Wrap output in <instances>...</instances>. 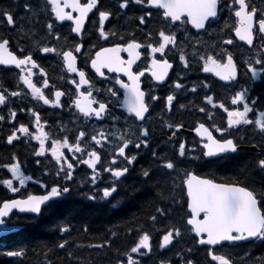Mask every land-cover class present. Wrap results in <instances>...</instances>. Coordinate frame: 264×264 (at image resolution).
Listing matches in <instances>:
<instances>
[{"label": "snow or ice", "instance_id": "obj_1", "mask_svg": "<svg viewBox=\"0 0 264 264\" xmlns=\"http://www.w3.org/2000/svg\"><path fill=\"white\" fill-rule=\"evenodd\" d=\"M118 7L113 10L110 6L105 8L102 0H43L42 4H32L25 2L22 7L29 25L31 17H39L41 13L48 17L44 24L45 32L41 39L33 40L35 32L25 28L23 24L17 25V17L9 9L0 10V23L6 24L9 31H18L20 39L27 37L33 40V49L39 54H55L62 58L63 70L68 74H75L76 78H68L67 82L74 85V92H69V101L67 107L74 109L75 113L82 116L85 121L103 120L111 116L114 121L119 117L113 115L109 110V104H115L122 108L126 113L125 123L131 124L123 131H112L100 128L94 130L90 135L85 130H79L78 133L70 138L69 135L52 136L50 132L45 131L47 121L41 120V113L33 107L27 108V113L34 120L30 125L25 123H12L17 118V111L9 106L10 97H21L30 95L36 102H42L53 108H63L65 102L61 100L66 95L65 91L56 89L51 95H46L43 89L49 87V80L43 67L34 58L33 50H26L19 47L13 50L11 37L0 36V66H13L18 69V85L22 84L28 91H11L7 88L0 91V106L7 109L8 116L0 115V122L11 124L4 134L5 143L13 145L14 142L31 143L36 141L38 147H33L32 155L36 157H51L54 171L47 168L41 172V177L55 176L57 179L49 183L46 179L37 177L35 173L28 174L25 171L26 164L22 165L15 153L5 156L0 153V169L6 170L3 177H0V186L6 188L11 193H17L20 188H24L28 182L38 184L43 189V194L34 195L28 193L23 198H7L0 201V232L9 233L14 230L13 227H7L5 218L15 212L25 214L23 219L28 222H36L46 215L57 205L64 203L72 194V187L69 181L73 179V170L79 165H86L91 169L90 183L96 185L101 173L111 174V184L104 186L100 191L101 197L85 194L90 201L97 199L105 200L110 205V209H118L119 201L113 203L108 198L116 191V183L121 177L129 173V166L137 162L141 152L148 153L151 160L146 167L141 168L140 175L143 178L141 185L155 190L148 191L145 195L152 196L153 200L165 201L171 199L173 204L180 203L185 208L182 217V227L173 225L163 230L158 247L161 250L169 249L174 246V241L182 237L186 232L194 242L196 250H203L206 254V264H235L231 258L233 249L246 245L254 244L259 241L264 244V183L260 190L249 186L240 178L234 179L229 183L216 182L212 178L198 174L197 169L213 168L225 161H231L242 150V147L248 144L244 135H233V130L237 133L241 129L245 132L249 129L261 137L259 144L250 145L253 149H259V155L253 162V170L258 172L261 180L264 181V10L250 5L247 0H117ZM226 8L229 12V19L234 17V22L230 26L228 20H225L224 26L219 27L221 19L220 13ZM159 16L160 26L155 30H148L147 25L151 22L153 11ZM95 10V11H94ZM135 10L140 14L133 19L138 20V26L145 31L142 41L130 38L123 43H115L111 47H100L94 56L90 57V67L97 76L104 77V70L108 73H116L113 78L114 85L106 89L110 97L115 100L107 102L97 99L93 95L94 89L92 81L88 78L86 71L77 66V55L81 53L84 44L76 42L75 37H80L83 41L86 29V21L89 20V14L93 17L98 15V21L92 19L91 23L99 39L108 40L110 36L115 37L117 33L112 30H106V22L111 23L110 18L119 14L127 15L128 11ZM65 22H70L69 35L63 37L65 44L57 48L49 43H41L45 37H52L55 41L61 40V33L56 31V25L63 26ZM98 25V26H97ZM216 25L219 32L229 29L234 32V37L222 39L223 45H232L234 39L244 42L249 48H259L255 56L245 61L247 66L248 86L235 91L230 97L231 105L237 106L229 108L223 101L216 100L214 95L209 94L212 90L211 84L202 82L201 87L207 90L203 100L211 109H222L227 114V127H218L212 125L215 131L220 133L217 137L203 122L196 123L194 132L199 139V148L195 145L187 147L186 142L177 138V133L184 127L182 123L168 122L161 117L162 127L171 131L166 144L172 146V150L160 152L151 142L152 132L145 126L146 114L150 113L151 102L157 101L159 97L153 94V89L164 86L169 82V72L174 65L170 62L168 54L176 51L179 64L183 70H190L188 45H191L192 61L198 64L200 71L210 73L220 81L232 82L237 79V65L233 53L227 48L221 47L219 51L205 48L201 42L199 34L201 32L212 34L216 31L213 26ZM195 29L189 39L190 29ZM178 32L184 33V39L178 43ZM70 34H75L71 38L74 47L67 46L70 40ZM123 40V37H120ZM259 39L260 45L254 44ZM195 41L194 43L192 41ZM19 43V41H17ZM184 44V47H180ZM199 46V47H198ZM95 47V45H92ZM201 48H204L201 51ZM144 49V52L141 51ZM126 53L127 59L121 54ZM142 55H146V67L134 69L137 61L141 60ZM254 65H259L257 68ZM38 69V75L44 77L42 86H37L33 77L37 75L34 70ZM148 73L155 85H150L149 90L145 91L141 87V77ZM246 73V75H247ZM120 74L127 77L124 81ZM178 79L171 81L170 86L173 91L166 95L164 108L171 113L174 107V101L177 100L176 92L184 89L185 91L197 92L194 84L192 88L186 89L183 83L184 77L179 73ZM63 79V77H61ZM259 81L258 84L255 82ZM255 84L259 103L257 99L249 95L253 91L252 85ZM119 85V88H115ZM123 90L122 98L120 90ZM180 108L185 105L180 104ZM24 112V108L18 109ZM201 113L207 111L209 118L212 112L206 107L197 109ZM250 114H252L250 116ZM139 122V123H136ZM135 125V127H132ZM61 133L65 129L59 130ZM50 141V146L47 142ZM114 145V147H111ZM178 145V146H177ZM101 149H105L107 155L102 162ZM67 150V154L65 152ZM127 150V151H126ZM70 154V155H68ZM122 158L121 163L118 161ZM110 159V163L108 162ZM37 165L43 162L39 159L35 161ZM123 164V166H121ZM100 165L98 168L97 166ZM195 166V168L191 166ZM10 174V176L8 175ZM65 183H60V177ZM167 177L166 183L170 181V192L173 195H165L162 187H159L160 180H154L155 176ZM180 181L177 185V181ZM19 185V188L17 187ZM177 187L181 188L182 196L180 200L175 198L174 192ZM139 189H133V195ZM155 213L149 215L148 219L155 222L160 218H166L170 214V208L163 205L155 208ZM158 214V215H157ZM61 233L68 232L67 227H59ZM87 232V227L84 228ZM110 236L100 243H89L88 248L97 250L111 249L113 237L116 232L108 230ZM152 237L149 232L141 230L136 242L130 248L121 253L116 250L115 264H144L142 258L151 257L153 245ZM68 244L63 240L56 245L59 249H64ZM83 245H77L82 247ZM187 254L177 251L176 260L170 258H160L158 264H198L193 253V247L187 248ZM135 254V257L134 255ZM9 257H18L23 255L22 251H8ZM247 255V253H245ZM70 259L74 258L72 252L68 253ZM51 264V262H49ZM88 264H96L90 261ZM253 264H264V257L258 258Z\"/></svg>", "mask_w": 264, "mask_h": 264}, {"label": "flooded vegetation", "instance_id": "obj_2", "mask_svg": "<svg viewBox=\"0 0 264 264\" xmlns=\"http://www.w3.org/2000/svg\"><path fill=\"white\" fill-rule=\"evenodd\" d=\"M222 4L225 2V0H221ZM247 2L257 7L258 12L259 10H264V0H247ZM102 3L105 8L111 7L113 10H115L117 5V0H102ZM95 11V10H94ZM153 11V17L151 22L147 25L148 30H155L159 28L160 26V20L159 16L156 14V10ZM140 13L132 10L128 11L127 15L119 14L116 16H113L110 18L111 23L106 22V30H112L117 33L115 37L110 36L108 40H101L98 37V34L95 33L94 27L91 23L92 19H96L98 21V15L93 17V14H89V20L86 21V29L87 31L84 33L83 41H81L80 37H75V34H70V40L69 44L67 46L74 47V44L71 43V38L75 37L76 42H82L84 44V47L82 48V52L77 54V66L79 68H82L86 71V74L88 75V78L92 81L94 85V89H99V91H93V95L100 100H103L105 102L109 100H115V98L110 97V94L107 93L106 89L109 87H113L114 85V77L117 75L116 73H108L105 69V76L108 77L105 79L104 77L97 76L95 72L90 67V57L94 56L95 52L99 50L100 47H111L115 43H123L126 42L130 38H135L137 40L142 41L145 36V31H142L141 29L143 26H138V20L133 19L134 16H138ZM221 19L219 21V27L224 26L225 20H228L229 25L231 26L234 22V17H231L229 19V12L226 8L222 10L220 13ZM36 18V16H34ZM40 22V26L44 27V24L46 20L48 19L47 16H45L43 13L40 14L38 17ZM70 22H65L63 26L56 25V31L61 33V40L59 42L55 41L52 37H45L43 40H41V43H49V45H55L57 48H60L61 45L65 44V41L63 37L65 35H69V27L68 25ZM98 26V25H97ZM190 29L189 32V39H191L192 34L196 33L195 29H191L190 26H188ZM214 29H217V26H213ZM44 35V33H41L40 36L33 38V40L41 39V37ZM178 43L179 41L184 39V33L178 32ZM229 36L234 37V32L230 31L229 29H225L224 32H219L217 29L216 31H212V34L209 35L208 33L201 32L199 34L201 42L204 44L205 48L208 50H213L212 46L213 44H216L218 41H222L223 38H228ZM120 37H123L124 39L121 40ZM33 40L29 39H20V42H25L28 44L27 49L33 50ZM195 42L194 40L192 41ZM213 43V44H212ZM240 43V42H239ZM260 40H255L254 44L259 46ZM242 43L238 44L241 45ZM92 45H95V47H92ZM243 45V44H242ZM180 47H184V44H180ZM199 47V46H198ZM204 48H201V51H203ZM142 52H144V49H141ZM230 51V50H229ZM187 52L189 53V60L190 65L196 64L192 61L191 58V45H188ZM125 59H127V54L122 53L121 54ZM34 58L37 59V62L40 64L41 67L44 68L47 79L49 80V87L46 89H43L46 95H51V92H53L56 89L65 91L66 95L61 98L63 102H65V106L63 108H53L47 105H43L42 102H36L31 99L30 95H23L21 97H10L9 98V106L17 111V118L16 120L12 121V123H25L30 125V130L35 131L34 128H31V122L34 120V117H31L30 114L27 113V108L33 107L35 110L40 111L41 113V120L47 121V124H45V131L50 132L52 136L57 135H69L70 138L74 137L79 130H85L89 135L94 130H99L101 127L105 130H112V131H123L125 128L129 127V125L132 123L129 119L128 124L125 123V117H127V113L120 108L119 106H116L115 104H109V110L110 112L119 117L118 120L114 121L111 116L105 117L103 120H91V121H85L82 116H79L75 113L74 109H69L67 107V102L69 101V92H74V85H71L67 82L68 78H76L78 80V77H75V74H68L66 71L63 70L62 67V58L56 56L55 54H43L39 53L37 54L34 51ZM168 58L170 62L173 63L174 67L172 70V73L169 78V82L164 86H159L153 89V94L157 95L159 99L157 101L151 102V108H150V114L148 118L146 119L145 126L148 127L151 132V142L156 147L157 151L163 152V150L168 151L169 153L172 150V146L170 144H166L165 142L168 140V136L171 135V131L166 128L162 127L161 123V117H163L164 120L168 122H173L174 120L181 119L183 121L186 120L185 117L182 116L183 113L185 115L190 114V119L188 124L196 125L198 122H203L205 125L208 126L213 132L214 128L211 127L214 123L220 124L222 127H227V114L222 109H211L212 116L211 118L208 117L207 111L205 113L199 112L197 109L199 107H206L207 110H209L208 105L205 104L204 101L198 100V98H190L189 96H181L178 92H176L177 100L174 101V107L171 113H168L167 110L164 108L165 105V97L171 88L170 82L178 79L176 75L178 72L183 71L182 66L179 64L178 61V55L176 54V51L168 54ZM144 68L146 67V55H142L141 60L137 61V65H134V69L137 68ZM19 72L18 69L15 68H8V67H2L0 68V91H3L4 88H7L9 92L11 91H22L23 93H27V89L24 88L22 84L18 85V79H17V73ZM34 72H37V75L33 77L34 82L37 83V86H42V81L44 77H40L38 75V69L34 70ZM175 73L174 77L172 76ZM185 75L186 72H183ZM121 78L124 81H127V77L123 76V74H120ZM63 77V79H61ZM141 87L148 91L150 85H155V81L151 80L150 75L146 72L143 77H141ZM259 81L256 82L258 84ZM226 85L222 86L221 88L217 89L213 95L215 99H218L219 101H223L225 103L226 107L235 108L237 106L231 105L230 103V97L234 94L235 91L240 90L244 86H248V81H243L241 76L237 74V79L232 82H226ZM115 88H119V85H115ZM253 91L249 93L252 98L257 99V102L259 103V98L257 95L258 89H256L255 84L252 85ZM169 89V90H167ZM123 90H120V96L122 98ZM180 104H187L184 108H180ZM24 108V112H20L18 109ZM0 115H4L5 117L8 116L7 109L3 108L1 106L0 109ZM173 115V116H172ZM177 115V116H174ZM252 114H250L251 116ZM139 123V122H136ZM11 127V124H7L5 122H0V153H3L5 156H10L12 153H15L17 157L19 158L22 165L26 164L25 171L28 174L35 173L37 177H41V172L44 170V168H47L49 171H54L53 169V163L51 161L50 155H48L47 159L44 157H36L32 155L33 147H38V144L36 141H31V143H24L23 138L21 142H14L13 145H7L5 143L4 134L7 132L8 128ZM132 127H135V125H132ZM63 128L65 129V132L61 133L59 130ZM193 128H182L177 133V138L180 141H189L193 139V136H191V130ZM244 135L246 139L248 140V144L244 145L242 147V150L239 152V154L235 157V159L231 161H225L220 163V165H225L232 163L236 159H253V161L256 159V157L260 154L259 149H253L250 147L251 144L256 143L259 144L261 142V137L253 133L250 129L249 131L245 132L243 129L237 133L235 130H233V135ZM50 141L47 142V146H50ZM187 145V143H186ZM178 146V145H177ZM114 147V145L110 146ZM162 148V149H161ZM198 149V148H197ZM101 159L102 162L105 160V157L107 155V152L105 149H101ZM127 151V150H126ZM67 154V150H65ZM70 155V154H68ZM39 159L43 163L40 165H37L35 161ZM151 160V156L148 153L141 152V154L137 158V162H135L133 165L129 166V173H127L124 177L120 178V180L116 183V191L119 190V187L123 181L126 180V178L129 177L131 173L134 172V169L139 166V164L143 163V167L147 166L148 162ZM122 158L118 161V163H121ZM5 161L0 160V163H3ZM110 163V159L108 161ZM123 166V164H121ZM98 168L100 165L97 166ZM6 170L0 169V177L4 176V173ZM255 182H245L248 183L249 186L255 187L257 191L260 190V186L264 181L261 180V176L258 172L255 171ZM10 176V174H8ZM63 174H61L60 183H65L62 179ZM42 179H46L49 183L53 182L57 178L55 176H47V177H41ZM91 178V170L87 169L86 165H79L74 168L73 170V179L72 181H69V183L73 189L80 188L81 192L85 191L84 185L86 184L87 180ZM112 181L111 174L110 173H101L100 178L97 180L96 187L102 189L106 185H110ZM226 180L225 182H227ZM232 182V181H229ZM227 182V183H229ZM19 188V185H17ZM44 190L39 188L38 184H34L32 182H28L27 185L24 188H20V190L17 193H11L6 188L0 186V201L7 198H23L28 193L34 194V195H40L43 194ZM185 208L183 210V213L179 215V221L180 224H178L179 227H182L183 230V221L182 217L184 215ZM20 215V214H19ZM17 215L18 218H21L22 216ZM13 217V216H12ZM11 218V217H10ZM9 218V219H10ZM12 219V218H11ZM10 219V221H11ZM9 222V220H8ZM160 240V239H159ZM153 245V250L151 253V257H144L142 258L144 261V264H158L160 258H170L172 260H176L177 257L175 256V253L177 251H182L183 254H187V248L193 247V253L191 254L194 256L198 264H206V254L203 250H196L194 247V242L191 239L190 235L188 233H184L182 237L178 238L176 241H174V246H171L169 249L161 250L159 247L156 248L155 243H159L156 241H151ZM262 245L259 241L255 242L251 245H246L244 247L247 248H255L256 246ZM245 248V249H247ZM135 257V254H133Z\"/></svg>", "mask_w": 264, "mask_h": 264}, {"label": "trees", "instance_id": "obj_3", "mask_svg": "<svg viewBox=\"0 0 264 264\" xmlns=\"http://www.w3.org/2000/svg\"><path fill=\"white\" fill-rule=\"evenodd\" d=\"M25 2L32 3L33 0H0V10L9 9L13 11L17 17V25L23 24L26 29L31 27L35 32L33 38H36L43 33L39 18H30L34 20L32 26L29 25L27 18L20 19V17L25 16L22 7ZM0 36L11 37L13 48H17L18 44L25 43H17L20 40V33L15 30L9 31L7 25L3 23H0ZM200 100L202 101V99ZM182 116L186 118L185 121L178 119L173 122L182 123L183 128L186 129L195 127V125L188 124L190 114L185 115L183 113ZM187 143L199 148L195 138L187 141ZM253 162V159L240 158L229 164H219L213 168H200L197 171L198 174L218 182H225L226 180L229 182L236 178H240L244 182H255L256 173L253 170ZM191 167L195 168L194 165ZM141 168L143 166L135 168L130 177L121 183L119 190L108 198L113 203L119 201L118 209L109 210L110 205L101 199H98L99 201L88 199L84 201L83 196L77 193L69 196L64 203L55 205L51 211L36 222L26 220L20 222L23 228L6 237L2 241L3 244H0V264H49V262L51 264H88L90 261H95L96 264H115L116 250L119 249L121 253L126 252L136 242L141 230L149 232L152 240L158 242L163 230L180 224L179 215L183 213L184 208L181 207L180 203L173 204L171 199L153 200L152 196L145 195L148 191H152V195H155V190L141 185L143 179L140 175ZM156 179L160 180L159 187L164 189L166 196L173 195L170 192V181L165 182L167 177L157 175L154 177V180ZM179 183L178 180L177 185ZM133 189L139 190L133 195ZM99 192L101 193L100 189ZM87 194L90 195L89 191ZM174 195L177 200H180L182 196L180 187L175 189ZM101 196L102 193L98 195V197ZM161 205L170 208V214L166 218L158 216L155 226H153V222L148 217L156 214L155 208ZM59 227H67L69 231L61 233L58 231ZM85 227L88 229L87 232L84 231ZM109 229L117 233V236L112 238L111 249L97 250L86 247L89 243H100L108 238L110 236ZM63 240L68 241L66 247L64 249L56 247ZM155 244L157 248L159 243ZM77 245L83 246L77 247ZM259 250L264 252V244L259 247ZM8 251H22L23 255L11 258L6 255ZM69 252L73 253L74 258H69ZM240 255H242L241 251ZM261 257H264V254ZM258 258H254L253 261H257ZM236 261L239 264L245 263V260L242 259Z\"/></svg>", "mask_w": 264, "mask_h": 264}, {"label": "water", "instance_id": "obj_4", "mask_svg": "<svg viewBox=\"0 0 264 264\" xmlns=\"http://www.w3.org/2000/svg\"><path fill=\"white\" fill-rule=\"evenodd\" d=\"M0 67H5V66H0ZM8 67H13V66H8ZM147 115V114H146ZM193 134L194 135H196L195 134V132H193ZM198 137V136H197ZM199 138V137H198ZM14 212H15V210H14ZM11 215V214H10ZM6 219V218H5ZM5 226H7V225H5ZM0 227H3V226H0ZM7 227H13L14 228V230L12 231V232H9V233H3V232H0V239L1 238H3V237H6V236H8V235H11V234H13V233H16L17 231H19L21 228L19 227V226H7Z\"/></svg>", "mask_w": 264, "mask_h": 264}, {"label": "rangeland", "instance_id": "obj_5", "mask_svg": "<svg viewBox=\"0 0 264 264\" xmlns=\"http://www.w3.org/2000/svg\"><path fill=\"white\" fill-rule=\"evenodd\" d=\"M35 17H32L31 19H34ZM36 23V22H35ZM34 24V20H31V26ZM28 39V38H27ZM244 259H249L248 255H243Z\"/></svg>", "mask_w": 264, "mask_h": 264}, {"label": "bare ground", "instance_id": "obj_6", "mask_svg": "<svg viewBox=\"0 0 264 264\" xmlns=\"http://www.w3.org/2000/svg\"><path fill=\"white\" fill-rule=\"evenodd\" d=\"M162 149V148H161ZM165 150H163V152H164ZM141 166H143V163H141V164H139V166L138 167H141ZM137 168V167H136ZM131 175V174H130ZM130 175H129V177H130ZM128 178H126V180H127ZM178 212V211H177Z\"/></svg>", "mask_w": 264, "mask_h": 264}]
</instances>
